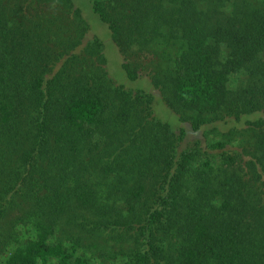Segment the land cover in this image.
Segmentation results:
<instances>
[{"label": "trees", "instance_id": "16d2710c", "mask_svg": "<svg viewBox=\"0 0 264 264\" xmlns=\"http://www.w3.org/2000/svg\"><path fill=\"white\" fill-rule=\"evenodd\" d=\"M90 2L127 76L193 132L264 109V0ZM89 29L75 0H0L2 264H94L99 245L121 264H264V116L182 148Z\"/></svg>", "mask_w": 264, "mask_h": 264}, {"label": "rangeland", "instance_id": "374dc122", "mask_svg": "<svg viewBox=\"0 0 264 264\" xmlns=\"http://www.w3.org/2000/svg\"><path fill=\"white\" fill-rule=\"evenodd\" d=\"M76 4L81 8L83 16L90 24L89 32L85 38V42L95 36L99 37L104 43V52L107 57V69L109 76L118 84L123 85L126 89L132 91L142 90L148 93H152L154 98L152 101V108L154 115L161 121L166 122L171 125L174 130H179L181 126H184L188 130V134L185 137L181 147H186L193 143L194 140L200 139L203 145H206L207 141L211 140L213 137H218L220 133L227 132L233 129H244L248 126L249 121H255L261 116H264V109L260 111L251 112L241 116L240 118H230L226 121H219L210 125L207 130L209 138L207 139L204 135L203 129L198 132H193L189 123H182L179 116L165 103L158 89H155L150 78L146 75H142L137 79H130L127 76L125 69L122 66L123 57L119 51V48L115 44L111 31L108 25L101 20L99 15L92 8L90 0H75ZM247 76L243 74L237 75L231 82L233 88H238L245 84ZM28 235V234H27ZM104 241L99 239L98 242ZM112 242V241H111ZM101 245H99L100 247ZM98 247V248H99ZM92 248V256L95 258L94 264H118L122 262V255L119 253L115 257L102 255L101 251L106 249ZM111 254H114L112 247ZM117 251L119 248L116 249ZM5 253L0 252V264H2Z\"/></svg>", "mask_w": 264, "mask_h": 264}]
</instances>
